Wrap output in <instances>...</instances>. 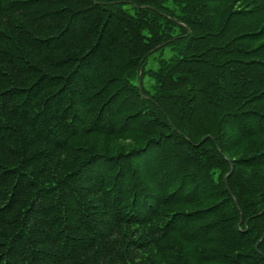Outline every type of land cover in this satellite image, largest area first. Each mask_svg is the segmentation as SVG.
Returning <instances> with one entry per match:
<instances>
[{"label": "trees", "instance_id": "trees-1", "mask_svg": "<svg viewBox=\"0 0 264 264\" xmlns=\"http://www.w3.org/2000/svg\"><path fill=\"white\" fill-rule=\"evenodd\" d=\"M0 264H264V0H0Z\"/></svg>", "mask_w": 264, "mask_h": 264}]
</instances>
